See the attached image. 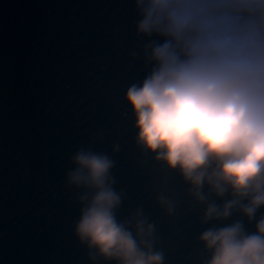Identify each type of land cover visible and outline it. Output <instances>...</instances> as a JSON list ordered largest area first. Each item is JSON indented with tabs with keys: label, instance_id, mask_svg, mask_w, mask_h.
<instances>
[{
	"label": "water",
	"instance_id": "1",
	"mask_svg": "<svg viewBox=\"0 0 264 264\" xmlns=\"http://www.w3.org/2000/svg\"><path fill=\"white\" fill-rule=\"evenodd\" d=\"M134 5L0 0V264H93L74 235L82 193L65 183L80 148L114 161L117 221L141 209L164 264H205L204 231L240 221L251 234L264 216L261 208L251 222L237 211L203 223L206 205L194 201L181 176L137 147L125 95L151 65L143 60L147 41L135 34ZM161 194L174 203L172 215L158 204ZM229 198L209 200L222 206Z\"/></svg>",
	"mask_w": 264,
	"mask_h": 264
},
{
	"label": "clouds",
	"instance_id": "2",
	"mask_svg": "<svg viewBox=\"0 0 264 264\" xmlns=\"http://www.w3.org/2000/svg\"><path fill=\"white\" fill-rule=\"evenodd\" d=\"M134 7L135 34L147 41L143 60L151 65L125 95L137 147L181 176L206 205L203 223L237 211L251 222L264 208V0H135ZM71 163L66 186L82 193L74 235L93 264H164L141 209L117 221L114 161L80 148ZM226 195L222 206L209 200ZM157 202L175 212L162 194ZM199 242L209 253L205 264H264V216L254 233L237 221L209 228Z\"/></svg>",
	"mask_w": 264,
	"mask_h": 264
}]
</instances>
